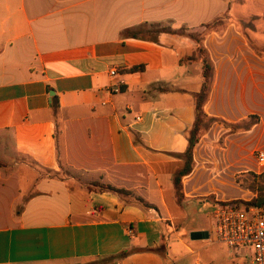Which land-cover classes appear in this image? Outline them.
<instances>
[{"label":"crops","instance_id":"obj_1","mask_svg":"<svg viewBox=\"0 0 264 264\" xmlns=\"http://www.w3.org/2000/svg\"><path fill=\"white\" fill-rule=\"evenodd\" d=\"M263 12L264 0H0V264H203L204 251V264H252L208 237L214 204L247 199L264 172V51L238 24ZM153 25L175 32L127 33ZM191 34L213 65L204 111L224 124L195 146L179 202L203 83Z\"/></svg>","mask_w":264,"mask_h":264},{"label":"built area","instance_id":"obj_2","mask_svg":"<svg viewBox=\"0 0 264 264\" xmlns=\"http://www.w3.org/2000/svg\"><path fill=\"white\" fill-rule=\"evenodd\" d=\"M111 76L119 75L117 68L110 69ZM120 92L121 87L113 89ZM260 167L264 166V151L256 150ZM212 224L208 240L223 243L231 251L240 248L252 250V264H264V206L242 204L236 201L218 202L211 212Z\"/></svg>","mask_w":264,"mask_h":264},{"label":"trees","instance_id":"obj_3","mask_svg":"<svg viewBox=\"0 0 264 264\" xmlns=\"http://www.w3.org/2000/svg\"><path fill=\"white\" fill-rule=\"evenodd\" d=\"M218 22L215 21L211 24H208L207 27L215 25ZM152 28L148 30H128V35L132 37H144L148 36V34H157L162 31H169L175 32L170 27L167 26H160V25H153ZM179 32H183V30H179ZM191 36L195 39L197 47L194 54L191 56L192 59H200L202 63V75H203V83L201 91L196 95V102H195V122L191 129L188 132V147L183 154L184 163L183 167L179 170V172L174 176V184L175 190L177 194L178 201L181 202L183 197L182 192V178L186 175H189L193 168H194V148L197 143L200 141L202 137V124L203 121L207 116L204 111V105L208 99L210 89H211V79L213 75V65L208 56L207 50L204 47L203 39L204 36L200 34H191ZM140 67H135L132 70L137 71ZM58 101L56 97H53V106L57 107ZM216 119V118H212ZM2 163L0 162V167ZM100 187L101 191H108L118 195H129L133 196L131 191H128L123 188L115 187L111 184L99 183L97 184ZM135 199L145 207H151V205L144 201L143 198L135 196ZM260 198H257L253 201H244V200H235L238 203L242 204H257L262 205L264 202H259Z\"/></svg>","mask_w":264,"mask_h":264},{"label":"rangeland","instance_id":"obj_4","mask_svg":"<svg viewBox=\"0 0 264 264\" xmlns=\"http://www.w3.org/2000/svg\"><path fill=\"white\" fill-rule=\"evenodd\" d=\"M247 10L254 11L257 9L255 5H253L251 2H248L246 4ZM259 10V9H257ZM239 27L248 35V38L250 41H252V44L257 50L264 51V12L255 16L247 17L241 21H239ZM152 28V27H150ZM145 30V29H144ZM148 30V29H147ZM213 123H219L224 124L223 121L219 119H212L209 117H206L202 124V133H206L209 127ZM203 135V134H202ZM223 142V138L220 139V143ZM251 178L254 176V181L252 183L246 184V186L253 192V194L247 195V199H243L244 201H253L257 198L259 199V202H264V172L257 176L253 175V173H250ZM264 206V204H262ZM194 221L190 219L187 224H193ZM213 249V247H210L209 250ZM249 255L252 256V250H248L247 252ZM202 260L203 264L206 263V253L205 251L202 254ZM250 260V259H249ZM188 264H195L196 258H188L187 260ZM96 264L104 263L103 260L95 262ZM184 264V263H181Z\"/></svg>","mask_w":264,"mask_h":264}]
</instances>
